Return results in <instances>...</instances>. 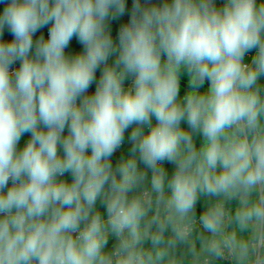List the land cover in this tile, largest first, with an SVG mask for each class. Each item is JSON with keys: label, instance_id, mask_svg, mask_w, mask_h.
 I'll use <instances>...</instances> for the list:
<instances>
[{"label": "clouds", "instance_id": "1", "mask_svg": "<svg viewBox=\"0 0 264 264\" xmlns=\"http://www.w3.org/2000/svg\"><path fill=\"white\" fill-rule=\"evenodd\" d=\"M0 264H264V0H0Z\"/></svg>", "mask_w": 264, "mask_h": 264}, {"label": "crops", "instance_id": "2", "mask_svg": "<svg viewBox=\"0 0 264 264\" xmlns=\"http://www.w3.org/2000/svg\"><path fill=\"white\" fill-rule=\"evenodd\" d=\"M142 2H143V0H142ZM131 5H132V0H127V6H128V8H129V11L131 10ZM44 31L46 32V29H44ZM5 35H6L9 39L11 38V36H10L9 33L6 32ZM73 44H75V42H73ZM73 44H70V47H72ZM76 46L78 47V45H76ZM16 66H18V64H17ZM97 75H99V73H98ZM91 90H93V89H91ZM26 138H27V137H25L24 139H26ZM23 142H24V140L22 139L21 144H23Z\"/></svg>", "mask_w": 264, "mask_h": 264}, {"label": "trees", "instance_id": "3", "mask_svg": "<svg viewBox=\"0 0 264 264\" xmlns=\"http://www.w3.org/2000/svg\"><path fill=\"white\" fill-rule=\"evenodd\" d=\"M94 87H95V86L93 85V87H92L93 91H94ZM125 147H126V148H130L129 145H125Z\"/></svg>", "mask_w": 264, "mask_h": 264}, {"label": "built area", "instance_id": "4", "mask_svg": "<svg viewBox=\"0 0 264 264\" xmlns=\"http://www.w3.org/2000/svg\"><path fill=\"white\" fill-rule=\"evenodd\" d=\"M46 32H47V29H46ZM46 32H45V33H46Z\"/></svg>", "mask_w": 264, "mask_h": 264}]
</instances>
